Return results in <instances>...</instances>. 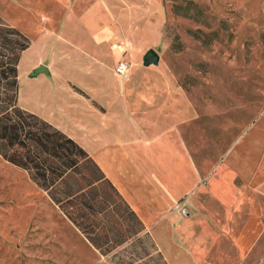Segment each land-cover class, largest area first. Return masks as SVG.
Instances as JSON below:
<instances>
[{
    "label": "rangeland",
    "instance_id": "rangeland-1",
    "mask_svg": "<svg viewBox=\"0 0 264 264\" xmlns=\"http://www.w3.org/2000/svg\"><path fill=\"white\" fill-rule=\"evenodd\" d=\"M188 4L194 8L184 14ZM0 20L29 38L17 65V104L28 111L81 119V103L72 99L67 80L87 98L149 91L160 108L177 97L189 134L170 129L147 146L157 170L172 149L184 148L205 178L249 127L264 121V0H0ZM101 22L112 44L122 46L116 59L108 44L98 43ZM148 48L158 53L157 63L143 64ZM113 59L128 63L124 77L113 76ZM38 64L52 73L29 75ZM178 170L192 176L186 163ZM105 183L95 185L113 195ZM238 236L233 231L230 240ZM259 238L261 245L242 259L237 248H227L226 263L264 259V229ZM0 264L110 263L27 170L0 156Z\"/></svg>",
    "mask_w": 264,
    "mask_h": 264
},
{
    "label": "crops",
    "instance_id": "crops-1",
    "mask_svg": "<svg viewBox=\"0 0 264 264\" xmlns=\"http://www.w3.org/2000/svg\"><path fill=\"white\" fill-rule=\"evenodd\" d=\"M97 31L103 32L98 43L108 44L116 59L122 46L112 44L103 22ZM114 59L110 71L120 77L114 72ZM46 67L50 75L52 70ZM130 73L131 69L127 77ZM67 82L72 99L81 103V119L65 113L59 118L51 112L34 113L87 151L136 213L167 264H227V248H237L241 259L254 252L264 229V221L260 223V217L264 220V121L249 127L205 178H201V165L196 166L190 150L185 156L184 148L182 152L172 149L171 157L157 170L152 152L146 149L170 129H184L177 97L158 108L153 92L87 98ZM160 119L165 122L160 124ZM181 163L187 164L192 176L179 173ZM233 231L239 236L231 241ZM255 257V264H264L263 256Z\"/></svg>",
    "mask_w": 264,
    "mask_h": 264
},
{
    "label": "trees",
    "instance_id": "trees-1",
    "mask_svg": "<svg viewBox=\"0 0 264 264\" xmlns=\"http://www.w3.org/2000/svg\"><path fill=\"white\" fill-rule=\"evenodd\" d=\"M193 8L194 4H188L183 13ZM28 46L27 36L0 20V156L27 170L110 264H167L136 213L87 151L59 128L17 104V65L21 51ZM96 181H105L113 195L106 197ZM121 203L123 212L118 210Z\"/></svg>",
    "mask_w": 264,
    "mask_h": 264
},
{
    "label": "water",
    "instance_id": "water-1",
    "mask_svg": "<svg viewBox=\"0 0 264 264\" xmlns=\"http://www.w3.org/2000/svg\"><path fill=\"white\" fill-rule=\"evenodd\" d=\"M159 59V55L158 53L153 49V48H148L143 56H142V61L143 64L148 65V64H155L158 62ZM37 73H48V69L46 67V65L44 64H38L37 66H35L34 68H32V70L30 71L29 75L34 76Z\"/></svg>",
    "mask_w": 264,
    "mask_h": 264
},
{
    "label": "built area",
    "instance_id": "built-area-1",
    "mask_svg": "<svg viewBox=\"0 0 264 264\" xmlns=\"http://www.w3.org/2000/svg\"><path fill=\"white\" fill-rule=\"evenodd\" d=\"M128 63L125 60H119L114 67V72L120 77H124L128 70Z\"/></svg>",
    "mask_w": 264,
    "mask_h": 264
}]
</instances>
